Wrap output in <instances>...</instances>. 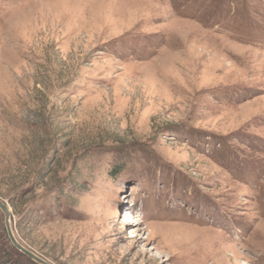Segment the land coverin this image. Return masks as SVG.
<instances>
[{
	"label": "rangeland",
	"instance_id": "1",
	"mask_svg": "<svg viewBox=\"0 0 264 264\" xmlns=\"http://www.w3.org/2000/svg\"><path fill=\"white\" fill-rule=\"evenodd\" d=\"M0 199L51 264H264V0H0Z\"/></svg>",
	"mask_w": 264,
	"mask_h": 264
},
{
	"label": "water",
	"instance_id": "2",
	"mask_svg": "<svg viewBox=\"0 0 264 264\" xmlns=\"http://www.w3.org/2000/svg\"><path fill=\"white\" fill-rule=\"evenodd\" d=\"M0 212L3 215L4 218V227L6 231V235L8 237L10 245L18 251L20 254H22L24 257L29 259L35 264H51L50 262L42 259L41 257L37 256L35 253L30 251L29 249L22 246L16 239L11 226V212L10 209L5 201L0 199Z\"/></svg>",
	"mask_w": 264,
	"mask_h": 264
},
{
	"label": "trees",
	"instance_id": "3",
	"mask_svg": "<svg viewBox=\"0 0 264 264\" xmlns=\"http://www.w3.org/2000/svg\"><path fill=\"white\" fill-rule=\"evenodd\" d=\"M10 248L13 250L14 255L17 258H20L21 260L25 261L26 264H35L32 261H30L29 259H27L26 257H24L22 254H20L18 251H16L9 243Z\"/></svg>",
	"mask_w": 264,
	"mask_h": 264
}]
</instances>
